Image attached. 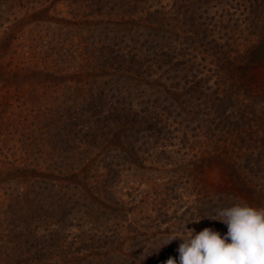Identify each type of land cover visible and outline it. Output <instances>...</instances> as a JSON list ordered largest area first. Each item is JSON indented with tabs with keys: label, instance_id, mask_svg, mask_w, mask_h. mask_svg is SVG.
Wrapping results in <instances>:
<instances>
[{
	"label": "rangeland",
	"instance_id": "1",
	"mask_svg": "<svg viewBox=\"0 0 264 264\" xmlns=\"http://www.w3.org/2000/svg\"><path fill=\"white\" fill-rule=\"evenodd\" d=\"M95 1L0 0V264H92L98 251L90 245L103 235L111 252L140 243L148 258L159 260L178 254L182 241H167L184 230L198 233L215 224L226 234L227 227L211 219L215 209L236 198L264 207V154L259 151L263 163L243 184L227 165L244 164L236 167L239 160L219 153L223 132L212 141L213 128L197 130L196 122L188 130L197 135L189 139L191 152L176 140L155 145L150 150L161 154L144 155L142 165L128 159L112 171L105 166L109 159L104 163L95 151L63 150L62 128L70 116L63 112L77 107L78 88L85 91L80 80L90 67V43L100 45L101 35L114 28L109 24L114 16L103 4L107 0H98L97 8ZM168 1L159 0L156 8ZM229 1L223 37L211 49L227 48L238 83L256 98L258 112L264 110V0ZM207 53L208 61L214 56ZM105 73L101 79L108 83ZM97 81H91L92 94L105 83ZM201 110L206 112L192 109L190 117ZM175 126L180 128L178 120ZM259 140L248 141L255 151ZM191 159L197 161L194 170L186 166ZM88 229L84 251L78 239H85ZM31 236L36 240L29 244Z\"/></svg>",
	"mask_w": 264,
	"mask_h": 264
},
{
	"label": "trees",
	"instance_id": "2",
	"mask_svg": "<svg viewBox=\"0 0 264 264\" xmlns=\"http://www.w3.org/2000/svg\"><path fill=\"white\" fill-rule=\"evenodd\" d=\"M229 2L169 0L159 9L156 8L157 4L160 5L159 0L105 1L104 6H108L105 9L111 16L113 14L112 20L115 19L109 23L114 28L107 31L112 39L107 33L99 38L100 45L94 41L90 43V67L86 78L80 80L85 91L78 88L74 98L78 101L77 107H68L63 112L65 117L70 115L66 118L69 124L62 128L63 150L68 153L75 148L79 153L83 152L81 155L95 151L102 156L104 163L109 159L105 165L109 170L116 163L124 164L128 159L135 166L142 165L144 155L161 154L152 151L155 145L176 140L181 144L187 143V154L191 152L189 139L197 138V135L192 137L188 130L192 122H196L197 130L213 128L209 136L212 141L215 134L223 132L226 137L219 153L222 152L223 157L232 156L231 161L233 157L239 160L236 167L244 164L237 168L227 165V168L238 175L243 184L250 182L249 176L263 163L259 151L264 154V131L261 130L264 110L258 108L260 111H254L258 106L256 98L243 91L238 83L234 59L226 58L227 48L217 45L214 51L211 49L223 37L221 30L225 28L226 15L223 12L231 7ZM94 6H100L98 0ZM207 52L214 56L208 61ZM217 65L218 70L215 68ZM104 71L110 77L108 83L101 79ZM99 78L105 83H98L96 92L92 94L91 81L97 84ZM201 107L206 112L201 110L191 118L190 115L195 114L192 109ZM73 116L77 122L75 119L72 121ZM177 120L179 129L175 126ZM182 125L185 126L181 128ZM253 137L261 139L257 151L248 142ZM149 147H153L152 150ZM187 162L186 166L192 170L197 167L194 159ZM94 200L97 203V198ZM197 207L192 212L195 213ZM50 209L52 213L54 208ZM216 226L214 224L211 229L216 230ZM89 235L90 229L86 231L85 239H78V235L75 237L84 251L86 244L90 245ZM105 238V235L99 236L90 245L98 251L92 264H139L138 260L145 263L151 257L153 260L157 258L152 255L148 258L140 243H134L127 250L122 248L118 253L111 252L105 248L108 243ZM35 240L31 236L29 244ZM169 257L155 260V264H165ZM171 257L179 259L178 254Z\"/></svg>",
	"mask_w": 264,
	"mask_h": 264
},
{
	"label": "clouds",
	"instance_id": "3",
	"mask_svg": "<svg viewBox=\"0 0 264 264\" xmlns=\"http://www.w3.org/2000/svg\"><path fill=\"white\" fill-rule=\"evenodd\" d=\"M211 220L225 225L226 234L211 228L198 233L184 230L167 241H182L177 249L179 264H264V207L236 198L230 206L215 209ZM165 264L177 261L170 256Z\"/></svg>",
	"mask_w": 264,
	"mask_h": 264
}]
</instances>
